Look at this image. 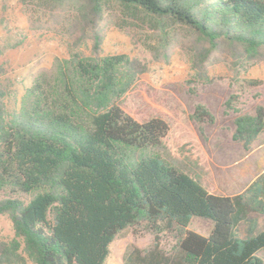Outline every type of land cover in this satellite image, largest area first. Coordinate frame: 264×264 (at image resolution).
<instances>
[{
    "label": "trees",
    "instance_id": "trees-1",
    "mask_svg": "<svg viewBox=\"0 0 264 264\" xmlns=\"http://www.w3.org/2000/svg\"><path fill=\"white\" fill-rule=\"evenodd\" d=\"M21 1L33 25L49 17L45 24L68 38L69 56L38 72L15 111L0 68V192L28 197L0 199L15 233L0 242V264H105L128 228L154 242L128 248L123 264H264V230L250 217L264 215V174L242 193L210 192L171 161L166 120L139 122L120 106L147 64L102 55L113 25L157 60L181 47L201 77L223 47L232 69L247 70L264 61V0ZM191 117L215 121L203 104ZM234 123V141L251 150L264 133V106ZM194 217L213 220V231L189 229ZM245 220L251 228L241 236ZM163 235L176 241L169 250Z\"/></svg>",
    "mask_w": 264,
    "mask_h": 264
},
{
    "label": "rangeland",
    "instance_id": "rangeland-1",
    "mask_svg": "<svg viewBox=\"0 0 264 264\" xmlns=\"http://www.w3.org/2000/svg\"><path fill=\"white\" fill-rule=\"evenodd\" d=\"M47 20L49 17L43 23ZM43 23H31L21 0H0L1 81L7 89L9 111L20 107L39 71L50 68L57 57L69 56L68 38L53 29L50 22L45 26ZM182 39L189 44L190 39ZM114 54H127L147 64L146 72L120 100V106L139 122L160 117L169 123L165 144L178 162L171 161L181 162L210 192L222 195L242 193L264 174V133L249 151L233 139L236 116L253 114L257 106H264V61L247 70L232 69L228 49L223 47L212 53L205 64L207 77H201L181 47L172 48L168 57L157 60L129 34L112 25L106 29L102 55ZM228 102L235 109H229ZM198 104L215 116L213 123L200 125L191 117ZM10 196L28 199L26 195L0 192V199ZM250 217L258 221L257 232L264 230V215L251 213ZM214 226L211 219L194 217L189 229L207 236ZM250 228V221L245 220L238 233L246 236ZM14 235L11 219L0 215V242ZM153 242L151 233L128 228L111 244L105 264H123L128 248L146 249ZM175 244L171 236L163 235L165 249ZM258 255L264 260V249Z\"/></svg>",
    "mask_w": 264,
    "mask_h": 264
}]
</instances>
